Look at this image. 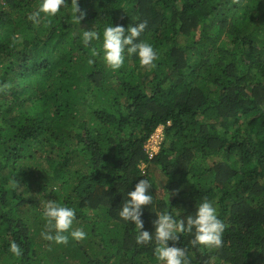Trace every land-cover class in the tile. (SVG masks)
Masks as SVG:
<instances>
[{
  "label": "trees",
  "instance_id": "16d2710c",
  "mask_svg": "<svg viewBox=\"0 0 264 264\" xmlns=\"http://www.w3.org/2000/svg\"><path fill=\"white\" fill-rule=\"evenodd\" d=\"M65 2L33 22L39 0H0V264H159L156 215L185 219L205 199L222 245L169 244L189 264H264V0H77L79 24ZM142 21L155 66L125 51L113 70L103 29ZM141 179L153 239L137 244L119 209ZM47 200L75 209L84 239L43 238Z\"/></svg>",
  "mask_w": 264,
  "mask_h": 264
},
{
  "label": "clouds",
  "instance_id": "9594fccd",
  "mask_svg": "<svg viewBox=\"0 0 264 264\" xmlns=\"http://www.w3.org/2000/svg\"><path fill=\"white\" fill-rule=\"evenodd\" d=\"M66 4L65 0H39L36 11L28 17L33 22H39L41 15L54 16ZM73 20L79 24L83 19L84 13L79 9L77 0H73ZM79 13V15H78ZM147 26L146 21L138 24L129 25L127 29L122 25H108L102 33V59L106 65L113 70L119 69L124 63L125 51L128 55L135 54L141 65L154 67V61L157 59V53L153 46L147 42H138L137 38L141 35ZM82 40L84 44L91 41L100 40L101 34L96 30H82ZM97 52L93 49V55ZM89 63H92L90 60ZM160 129V130H159ZM162 127H158L156 132H161ZM153 133V134H154ZM153 135L149 140L148 146L153 151L157 148V140L153 142ZM150 184L146 179L139 180L134 189L127 193V199L124 200L120 209L119 216L126 222H132L138 234L136 243H147L153 239V232L144 229V222L141 219L142 210L152 202V195L149 193ZM75 209L57 202L56 200H47L43 209L45 227L47 231L41 235L45 240L55 241L57 244H67L69 237L73 240H82L86 232L82 228L72 229L75 219ZM155 233L157 247L154 254L159 264H189L186 258V247H178L176 243L180 240V234L184 232H194L193 246L203 245L209 248H219L223 243L224 224L218 217L217 208L211 201L203 200L195 211L187 215L185 219L177 220L168 212L156 215L152 222ZM10 251L16 256L22 254L19 244L13 241L10 244Z\"/></svg>",
  "mask_w": 264,
  "mask_h": 264
},
{
  "label": "rangeland",
  "instance_id": "374dc122",
  "mask_svg": "<svg viewBox=\"0 0 264 264\" xmlns=\"http://www.w3.org/2000/svg\"><path fill=\"white\" fill-rule=\"evenodd\" d=\"M159 130H160V129H159ZM160 134H161V132H156V133H154V134H153V137H154L153 139H154V140H157L158 137L160 136ZM156 150H157V148L155 149V151H156Z\"/></svg>",
  "mask_w": 264,
  "mask_h": 264
},
{
  "label": "built area",
  "instance_id": "2783aa9c",
  "mask_svg": "<svg viewBox=\"0 0 264 264\" xmlns=\"http://www.w3.org/2000/svg\"><path fill=\"white\" fill-rule=\"evenodd\" d=\"M155 142V140H153V142L152 143H154Z\"/></svg>",
  "mask_w": 264,
  "mask_h": 264
}]
</instances>
